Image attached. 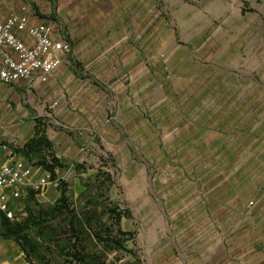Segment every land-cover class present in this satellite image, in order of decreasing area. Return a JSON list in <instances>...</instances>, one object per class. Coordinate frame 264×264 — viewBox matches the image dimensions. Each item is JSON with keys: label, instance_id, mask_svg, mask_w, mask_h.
I'll use <instances>...</instances> for the list:
<instances>
[{"label": "rangeland", "instance_id": "rangeland-1", "mask_svg": "<svg viewBox=\"0 0 264 264\" xmlns=\"http://www.w3.org/2000/svg\"><path fill=\"white\" fill-rule=\"evenodd\" d=\"M0 7L71 46L48 81L0 83V146L34 167L0 264H264V0ZM37 128L53 178L19 152Z\"/></svg>", "mask_w": 264, "mask_h": 264}, {"label": "built area", "instance_id": "built-area-1", "mask_svg": "<svg viewBox=\"0 0 264 264\" xmlns=\"http://www.w3.org/2000/svg\"><path fill=\"white\" fill-rule=\"evenodd\" d=\"M47 20L34 21L29 12L4 14L0 7V83L29 85L48 81L62 65L71 46L55 36ZM4 124L0 116V129ZM34 167L24 159L0 161V210L14 216L11 197L19 188L31 187ZM15 264H32L22 259Z\"/></svg>", "mask_w": 264, "mask_h": 264}, {"label": "trees", "instance_id": "trees-1", "mask_svg": "<svg viewBox=\"0 0 264 264\" xmlns=\"http://www.w3.org/2000/svg\"><path fill=\"white\" fill-rule=\"evenodd\" d=\"M53 148L54 143L50 139L46 131H42L40 128H37L35 129L33 136L27 140L25 146L19 152L25 155L29 161L33 160V158L36 156H41L38 164L41 165L43 169L50 172L53 178L56 176L55 167L47 161V157H44L52 156V161L58 162L59 159L53 153ZM63 207L68 208L67 197L65 196V189H63L62 198L55 205L54 210L60 211V209Z\"/></svg>", "mask_w": 264, "mask_h": 264}, {"label": "crops", "instance_id": "crops-1", "mask_svg": "<svg viewBox=\"0 0 264 264\" xmlns=\"http://www.w3.org/2000/svg\"><path fill=\"white\" fill-rule=\"evenodd\" d=\"M4 14H7V12H5L4 10H2ZM55 36H56V33H55ZM57 38H59L58 36H56ZM62 38V37H61ZM63 39V38H62ZM65 39V37H64ZM63 64V63H62ZM62 66V65H61ZM61 66L57 69V71L61 68ZM56 71V72H57ZM0 134H3V131H2V128L0 129ZM27 142V140L25 141V143ZM25 143L23 145H25ZM15 153V152H14ZM12 156H8V152H7V148L6 146H0V161L2 163H9V162H12L14 160L17 159L18 154H13L11 153Z\"/></svg>", "mask_w": 264, "mask_h": 264}]
</instances>
